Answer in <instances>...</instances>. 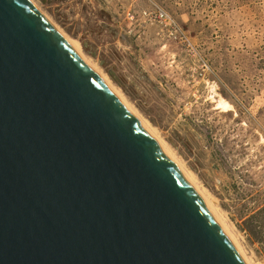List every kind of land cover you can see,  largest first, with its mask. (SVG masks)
Listing matches in <instances>:
<instances>
[{"label":"water","instance_id":"water-1","mask_svg":"<svg viewBox=\"0 0 264 264\" xmlns=\"http://www.w3.org/2000/svg\"><path fill=\"white\" fill-rule=\"evenodd\" d=\"M0 264H249L189 176L28 0H0Z\"/></svg>","mask_w":264,"mask_h":264},{"label":"rangeland","instance_id":"rangeland-1","mask_svg":"<svg viewBox=\"0 0 264 264\" xmlns=\"http://www.w3.org/2000/svg\"><path fill=\"white\" fill-rule=\"evenodd\" d=\"M32 1L207 189L243 252L264 264V0ZM154 6L190 46L137 16ZM213 85L233 110L214 108Z\"/></svg>","mask_w":264,"mask_h":264},{"label":"bare ground","instance_id":"bare-ground-1","mask_svg":"<svg viewBox=\"0 0 264 264\" xmlns=\"http://www.w3.org/2000/svg\"><path fill=\"white\" fill-rule=\"evenodd\" d=\"M29 2L32 3V5H34L36 7V9L46 18V20L58 31V33L60 34V36L84 59V61L97 73V75L111 88V90L120 98V100L134 113V115L141 121V123L147 128V130L153 135V137L159 142V144L165 149V151L170 155V157L175 161V163L189 176V178L194 182V184L198 187V189L201 191V193L205 196V198L209 201V193L207 191V189L198 181V179L195 178L194 174L191 171H187L186 168H184L182 166V164L180 163V161L177 159V157H175L174 152L172 151V149L169 147V145H167L164 142H161L160 140H158L156 137V134H153L152 129H150L149 125L146 123V121L142 118H140L135 111L129 107L128 103L125 101V99L123 98V96L120 94V92L118 91V89L110 82V80L101 72V70L96 66L95 63H93V61L91 62L89 60V58L82 53L79 48L72 43V41L70 40L69 36H67L58 26H56L42 11H40L38 9V7L36 6V4L32 1V0H28ZM214 86V85H213ZM211 88L212 91V96H211V101L214 104V108L215 109H219L220 111H224V112H228L230 110H233V106L231 103H229L228 101H226L221 95L216 93V88L215 86ZM211 87V86H210ZM138 113V112H137ZM156 137H155V136ZM264 141V140H263ZM184 165V163H183ZM211 206L215 209V211L218 213V215L221 217L222 219V215L221 212L219 211V209L212 203H210ZM223 220V219H222ZM240 244V243H239ZM245 252V251H244ZM245 254V253H244ZM246 258L248 260L249 264H258L256 263V261L251 257V255H246Z\"/></svg>","mask_w":264,"mask_h":264},{"label":"built area","instance_id":"built-area-1","mask_svg":"<svg viewBox=\"0 0 264 264\" xmlns=\"http://www.w3.org/2000/svg\"><path fill=\"white\" fill-rule=\"evenodd\" d=\"M132 16V15H131ZM137 16L143 19L144 22L156 23L159 26L161 33L166 36L177 38L183 44L190 46L188 37L180 30L173 18L159 7H152L137 11Z\"/></svg>","mask_w":264,"mask_h":264}]
</instances>
